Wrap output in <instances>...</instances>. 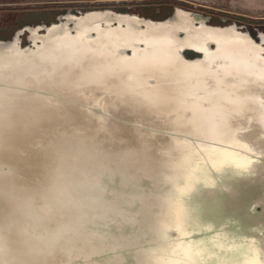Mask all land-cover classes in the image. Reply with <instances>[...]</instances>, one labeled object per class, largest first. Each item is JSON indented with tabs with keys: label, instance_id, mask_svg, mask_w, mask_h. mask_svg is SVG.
Wrapping results in <instances>:
<instances>
[{
	"label": "clouds",
	"instance_id": "9594fccd",
	"mask_svg": "<svg viewBox=\"0 0 264 264\" xmlns=\"http://www.w3.org/2000/svg\"><path fill=\"white\" fill-rule=\"evenodd\" d=\"M21 125L0 92V264H153L147 238L182 176L176 146L148 121L38 120L18 154Z\"/></svg>",
	"mask_w": 264,
	"mask_h": 264
},
{
	"label": "bare ground",
	"instance_id": "6f19581e",
	"mask_svg": "<svg viewBox=\"0 0 264 264\" xmlns=\"http://www.w3.org/2000/svg\"><path fill=\"white\" fill-rule=\"evenodd\" d=\"M149 19L104 9L80 16L68 14L64 21L46 28L42 35L38 34L40 27L31 28L33 48L20 49L15 36L8 48L0 49V92L14 97L19 118L27 124L42 115L32 112L33 117L25 116L23 113L29 108L59 109L67 97L77 98L81 89L89 87L106 93L87 80L86 73L103 69L112 61L136 66L149 57L157 70L140 74L143 92L151 94L158 84H163L178 99L161 102L155 109H135L138 114L166 115L163 118L167 127L195 139L200 156L211 163L224 158L222 144L232 150H243L236 164L255 157L261 160L264 140L251 144L241 141L240 133L258 127L264 129V33H259L260 40H254L247 32L240 31L236 23L223 26L203 20L194 23L192 15L179 7L173 20ZM185 46L201 51L202 57L185 60L181 54ZM126 49H130V54ZM234 65H239L241 70L237 72ZM135 79L132 72L116 73L107 77L105 86L112 89L123 81ZM41 88L52 92L56 98L54 104L38 93ZM61 89L66 90V98ZM106 94L111 96L113 107L116 102L134 103L110 92ZM193 95L201 98L198 104L202 111H197L195 123H189L185 117H191L182 110L181 98L190 101ZM221 112L228 114V134L212 135L208 129Z\"/></svg>",
	"mask_w": 264,
	"mask_h": 264
},
{
	"label": "water",
	"instance_id": "95a60500",
	"mask_svg": "<svg viewBox=\"0 0 264 264\" xmlns=\"http://www.w3.org/2000/svg\"><path fill=\"white\" fill-rule=\"evenodd\" d=\"M188 13L192 15L194 23L200 20L207 22L211 19L209 16L205 17L194 12ZM68 14L80 16L82 12L73 14L67 11L58 15L56 21L48 25L23 26L11 39H0V49L8 48L14 42L15 36L19 40L20 49L33 48L29 37L31 28L40 27L38 34L42 35L46 28L58 25ZM175 18L176 8L166 19ZM115 23L116 21L113 22ZM26 32L29 44L22 46L20 36ZM91 35H94V32ZM182 35L183 33H180V36ZM256 39L260 40L259 33ZM187 51L198 56L189 58L185 55ZM126 53L130 54V49H126ZM181 54L187 61L202 57L201 51L190 46L181 49ZM60 91L63 95L66 92L65 89ZM38 93L51 104L55 103L56 98L52 92L49 93L41 88ZM64 97L66 98L65 95ZM66 100L59 109L55 110L48 106L28 107L29 110L23 113L25 116L33 117L32 112H39L42 115L27 124L22 123L17 133L18 154L31 153L34 149L30 138L33 121L104 120L116 128L124 129L132 127L137 122H151L161 133V139H167L176 146L181 156L182 170L181 179L176 185L175 198L159 218V235L147 238V247L153 264H185L184 257L189 242L201 241L207 242L206 247L199 250L203 264H264V156L261 160L255 157L257 159L252 160L251 166L242 169L237 167L236 159L243 155V150H232L228 145L222 144L224 148L220 149L225 151L224 158L211 163L205 156H200L195 139L167 127L163 118L166 115L149 114L142 117L135 111L132 102L128 104L116 102V107L110 106L111 96L95 92L91 87L81 89L77 98L67 97ZM167 119L168 117L166 121ZM25 125L28 127L26 128ZM240 134L241 141L251 143L264 140V129L261 127L246 129ZM214 164L216 166H213ZM178 206L184 209L185 219L189 225L186 231L178 230L174 223ZM213 241L216 242L215 245ZM181 245L184 247L182 248Z\"/></svg>",
	"mask_w": 264,
	"mask_h": 264
},
{
	"label": "rangeland",
	"instance_id": "374dc122",
	"mask_svg": "<svg viewBox=\"0 0 264 264\" xmlns=\"http://www.w3.org/2000/svg\"><path fill=\"white\" fill-rule=\"evenodd\" d=\"M176 7L211 17L209 24L236 23L253 39L264 33V0H0V39H11L26 25H48L67 11L77 14L110 9L165 19ZM27 36V32L20 36L22 46L29 44Z\"/></svg>",
	"mask_w": 264,
	"mask_h": 264
},
{
	"label": "snow or ice",
	"instance_id": "6c2138e0",
	"mask_svg": "<svg viewBox=\"0 0 264 264\" xmlns=\"http://www.w3.org/2000/svg\"><path fill=\"white\" fill-rule=\"evenodd\" d=\"M237 72L241 70L239 65L233 66ZM157 70V65H155L152 58L145 57L143 61L139 65L128 67L120 62L112 61L109 65L105 66L103 69L90 71L86 73V79L92 83H95L97 86L101 88L102 91L110 92L112 95H115L117 98L121 100H131L134 102V107L136 110H140L144 107H148L149 109H155L159 103L165 101H174L177 100V96L163 84H158L156 89H153L151 94H145L140 87L139 76L142 72L148 71L153 72ZM199 71H205L204 69H200ZM122 72H132L136 77L135 81H123L121 85L116 86L112 89H109L105 86V81L109 75H114L116 73ZM201 98L193 95L190 101L183 100V111L190 114V117H185L189 123H195V117L199 108L198 101ZM227 118L228 114L221 112L217 116L216 122L212 125L208 131L212 135H227L228 127H227ZM243 159V158H241ZM252 163L251 159H246L244 163L237 164V167L246 169ZM213 166H216L214 164ZM174 223L178 230L186 231L189 227L188 223L185 219V213L182 206H178ZM215 245L216 242L213 241ZM207 242H189L187 248V254L185 255V264H203V261L200 259L201 253L200 249L205 248ZM222 246V245H216ZM183 248L184 246L181 245Z\"/></svg>",
	"mask_w": 264,
	"mask_h": 264
},
{
	"label": "flooded vegetation",
	"instance_id": "af4514ba",
	"mask_svg": "<svg viewBox=\"0 0 264 264\" xmlns=\"http://www.w3.org/2000/svg\"><path fill=\"white\" fill-rule=\"evenodd\" d=\"M156 13H157V15H159V14H160V11L157 10ZM140 16H142V15H140ZM142 17H143V16H142ZM144 17H145V18H150V19H152V20H156V21L164 20V18H156V17H150V16H144ZM165 19H166V18H165ZM214 25H216V24H214ZM221 26H223V25H221ZM259 33H263V32H259ZM256 40H257V39H256ZM186 53L188 54L187 57H189V58H194V57L198 56V54L193 53V52H190V51H187Z\"/></svg>",
	"mask_w": 264,
	"mask_h": 264
}]
</instances>
